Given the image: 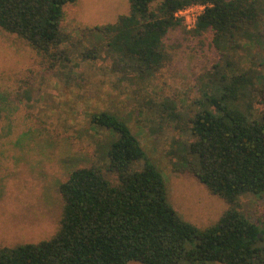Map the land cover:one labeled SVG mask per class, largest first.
<instances>
[{
    "label": "trees",
    "instance_id": "trees-1",
    "mask_svg": "<svg viewBox=\"0 0 264 264\" xmlns=\"http://www.w3.org/2000/svg\"><path fill=\"white\" fill-rule=\"evenodd\" d=\"M127 1V14L114 24L84 28L77 43L104 41L115 67L139 79L155 77L172 61L165 38L182 25L175 12L191 4L205 9L194 28L185 31L195 37L211 32L212 44L222 54L264 38L254 32L264 15V0ZM75 2L0 0V29L35 51L40 71H52L71 61L72 37L60 24L65 6ZM101 51L93 45L79 56L96 60ZM228 67L214 65L186 126L180 125L174 102L164 105L166 119L190 138L177 142L181 153L175 170L194 175L226 203L213 225L198 228L184 220L168 200L163 175L126 122L106 111L95 112L90 123L105 130L110 140L95 142L97 160L77 163L59 184L56 230L37 243L0 244V264H264V229L259 226L264 222L249 220L240 203L245 193L264 194V115L251 119L233 106L255 75ZM29 79H23L25 85ZM255 79L262 82L257 94L264 104V75ZM27 92L0 91V120L14 112Z\"/></svg>",
    "mask_w": 264,
    "mask_h": 264
},
{
    "label": "rangeland",
    "instance_id": "rangeland-1",
    "mask_svg": "<svg viewBox=\"0 0 264 264\" xmlns=\"http://www.w3.org/2000/svg\"><path fill=\"white\" fill-rule=\"evenodd\" d=\"M128 8L127 0H76L66 5L60 29L72 37L71 61L47 72L40 71L38 57L25 41L0 29V91L29 90L14 112L0 120L1 245L37 243L56 230L62 204L59 184L77 163L97 160L95 142L110 140L105 130L90 123L89 115L95 112L106 111L126 122L163 175L168 200L184 220L206 228L226 210V203L194 175L175 170L181 153L177 142L183 144L190 138L166 119L169 111L164 105L174 102L182 118L180 125L186 126L198 108L195 99L202 83L215 64H230L237 73L264 75V38L222 54L212 44L211 32L191 36L182 23L165 38L172 61L155 77L139 79L115 67L104 41L77 43L84 28L114 24ZM256 31L264 34V15ZM93 45L102 50L99 57L81 59L79 53ZM255 77L233 106L251 119H261L264 104L257 93L262 82ZM26 78H30L28 85L23 81ZM240 203L249 220L264 222V194L245 193Z\"/></svg>",
    "mask_w": 264,
    "mask_h": 264
},
{
    "label": "built area",
    "instance_id": "built-area-1",
    "mask_svg": "<svg viewBox=\"0 0 264 264\" xmlns=\"http://www.w3.org/2000/svg\"><path fill=\"white\" fill-rule=\"evenodd\" d=\"M205 5L191 4L175 12L174 16L186 25L188 29H193L198 16L202 14Z\"/></svg>",
    "mask_w": 264,
    "mask_h": 264
},
{
    "label": "water",
    "instance_id": "water-1",
    "mask_svg": "<svg viewBox=\"0 0 264 264\" xmlns=\"http://www.w3.org/2000/svg\"><path fill=\"white\" fill-rule=\"evenodd\" d=\"M260 236V235H259Z\"/></svg>",
    "mask_w": 264,
    "mask_h": 264
}]
</instances>
